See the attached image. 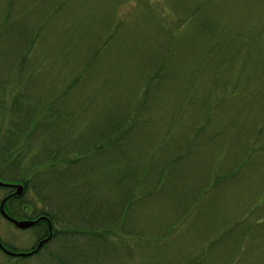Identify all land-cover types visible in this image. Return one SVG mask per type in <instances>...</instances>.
Segmentation results:
<instances>
[{"label":"rangeland","instance_id":"rangeland-1","mask_svg":"<svg viewBox=\"0 0 264 264\" xmlns=\"http://www.w3.org/2000/svg\"><path fill=\"white\" fill-rule=\"evenodd\" d=\"M0 178V264H264V0H0Z\"/></svg>","mask_w":264,"mask_h":264},{"label":"flooded vegetation","instance_id":"flooded-vegetation-1","mask_svg":"<svg viewBox=\"0 0 264 264\" xmlns=\"http://www.w3.org/2000/svg\"><path fill=\"white\" fill-rule=\"evenodd\" d=\"M4 181V180H3ZM15 184H17V183H12V182H6V181H4V184H2V185H0V188H3V189H5V191L3 192V194H2V196L0 197V202L3 200V199H5V201H4V210H5V212L8 214V215H10L11 217H13V218H15V219H19V220H33L34 222L29 226V227H33V226H38L39 224H44L45 226H43V228H42V231H41V233H40V235H38L37 237L38 238H36V240H35V242L32 244V245H30L29 247H27V248H25V249H21V250H19L20 252H14V251H11V252H14V253H22V256H32V255H35V254H37L40 250H41V248L44 246V245H42L41 247H39L38 249H36V246H37V243L41 240V239H43V238H45L47 235H48V231H49V221H50V225H51V230H52V234H51V237L50 238H52L53 237V234H54V230H53V222H52V220L50 219V217L48 216V215H46L48 218H49V221H48V219L47 218H39L40 216H43V215H45V214H39V213H37V212H34L30 207H28L29 205L27 204V203H25V202H21V204H20V207L19 208H16V207H13L14 206V201L13 202H11L10 203V205H6V203H8V201L11 199V198H17V200H18V203H19V199L21 200V195H14V194H12L13 192H14V190H15ZM24 189H25V186H24ZM8 208L10 209V210H8ZM17 210H15V209ZM17 212H21V214H23V212H24V217H17V216H15L14 214H17ZM0 216L3 218V219H5V220H7V221H9L10 223H12V225L13 226H15V227H17V225L14 223V221L13 220H11V219H9L7 216H5L2 212H1V210H0ZM46 229V233H45V235H43L42 236V234H44V230ZM42 236V237H41ZM40 237V238H39ZM49 238V239H50ZM48 239V240H49ZM1 241V240H0ZM2 242V241H1ZM3 243V242H2ZM3 245H4V243H3ZM0 248L2 249V250H4L6 253H8V254H10V255H14L13 253H10V252H7L6 251V247L4 246V247H1L0 246ZM18 255H20V254H18Z\"/></svg>","mask_w":264,"mask_h":264},{"label":"water","instance_id":"water-1","mask_svg":"<svg viewBox=\"0 0 264 264\" xmlns=\"http://www.w3.org/2000/svg\"><path fill=\"white\" fill-rule=\"evenodd\" d=\"M3 184V181L0 179V185ZM15 188L16 190L13 192L14 195H20L23 191V185L22 184H15ZM4 201L5 199H3L0 203V210L1 212L7 216L8 218L12 219L14 221V223L20 227V228H26L28 226H30L34 221L33 220H18V219H14L12 218L11 216H9L5 210H4ZM51 235V229L49 231V235L44 238L43 240L39 241L37 246H36V249H38L41 245H43V243L49 238V236ZM0 246L3 247V244L2 242H0ZM8 252H10L9 250H7Z\"/></svg>","mask_w":264,"mask_h":264},{"label":"trees","instance_id":"trees-1","mask_svg":"<svg viewBox=\"0 0 264 264\" xmlns=\"http://www.w3.org/2000/svg\"><path fill=\"white\" fill-rule=\"evenodd\" d=\"M42 213H44V212H42ZM44 214L48 215V216L50 217V219L52 218L51 220H53V217H52L51 214H49L48 212H46V213H44Z\"/></svg>","mask_w":264,"mask_h":264}]
</instances>
